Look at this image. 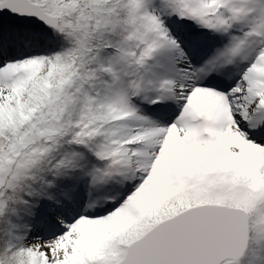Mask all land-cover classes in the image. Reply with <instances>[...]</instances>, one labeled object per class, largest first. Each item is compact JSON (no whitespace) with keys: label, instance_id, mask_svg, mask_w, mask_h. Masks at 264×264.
I'll return each mask as SVG.
<instances>
[{"label":"snow or ice","instance_id":"snow-or-ice-1","mask_svg":"<svg viewBox=\"0 0 264 264\" xmlns=\"http://www.w3.org/2000/svg\"><path fill=\"white\" fill-rule=\"evenodd\" d=\"M0 264H264V0H0Z\"/></svg>","mask_w":264,"mask_h":264}]
</instances>
